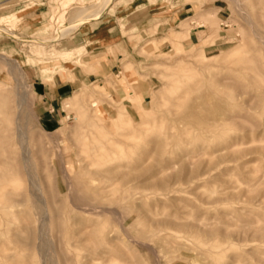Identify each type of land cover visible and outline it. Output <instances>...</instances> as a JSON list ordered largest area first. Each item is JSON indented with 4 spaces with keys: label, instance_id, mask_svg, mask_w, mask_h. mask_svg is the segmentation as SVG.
Listing matches in <instances>:
<instances>
[{
    "label": "rangeland",
    "instance_id": "obj_1",
    "mask_svg": "<svg viewBox=\"0 0 264 264\" xmlns=\"http://www.w3.org/2000/svg\"><path fill=\"white\" fill-rule=\"evenodd\" d=\"M104 2L0 0V264H264V0Z\"/></svg>",
    "mask_w": 264,
    "mask_h": 264
},
{
    "label": "crops",
    "instance_id": "obj_2",
    "mask_svg": "<svg viewBox=\"0 0 264 264\" xmlns=\"http://www.w3.org/2000/svg\"><path fill=\"white\" fill-rule=\"evenodd\" d=\"M98 19H96V20H98ZM96 20H91V21H96ZM181 27L183 29H185V27H187L186 22L183 23ZM184 36H185L184 32L180 33V32L171 31L165 37V39L168 40L170 43H172L174 39L180 40ZM46 90H48V91L44 92V94L42 96V100H43L42 109H47L44 112L45 115L43 116V118H46L45 122L51 123V122L56 121L55 117H57V116L54 115L55 109H60V101H62L64 99V97H66L70 93V91L72 90V87H71V85H65V84L54 85L53 87L46 89Z\"/></svg>",
    "mask_w": 264,
    "mask_h": 264
},
{
    "label": "bare ground",
    "instance_id": "obj_3",
    "mask_svg": "<svg viewBox=\"0 0 264 264\" xmlns=\"http://www.w3.org/2000/svg\"><path fill=\"white\" fill-rule=\"evenodd\" d=\"M112 1L113 0H105V2L101 5V8L99 10H97L96 12H94L92 15H89V16H86V17H82V14H79L77 16V18H75L77 20L76 24H74L73 26L71 25V28L76 27V26H79L78 25L79 23H82L83 21H85L87 19H97V18H99L103 14V12L107 9V7L110 5V3ZM69 29H70V27H69ZM69 29L62 30L61 33H60V37L65 36L67 34V31ZM6 106L7 105H4V107H3V108H5L4 111H8V109H6ZM18 110H19V108H18ZM3 163H4V161H3Z\"/></svg>",
    "mask_w": 264,
    "mask_h": 264
}]
</instances>
